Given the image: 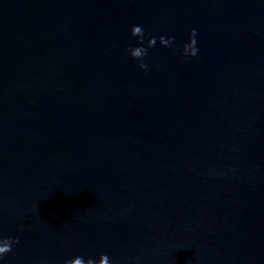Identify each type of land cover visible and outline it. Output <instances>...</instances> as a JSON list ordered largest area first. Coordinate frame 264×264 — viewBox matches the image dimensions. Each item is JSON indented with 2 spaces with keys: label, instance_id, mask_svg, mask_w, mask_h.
I'll list each match as a JSON object with an SVG mask.
<instances>
[{
  "label": "water",
  "instance_id": "water-1",
  "mask_svg": "<svg viewBox=\"0 0 264 264\" xmlns=\"http://www.w3.org/2000/svg\"><path fill=\"white\" fill-rule=\"evenodd\" d=\"M4 238L0 264H264V0H0Z\"/></svg>",
  "mask_w": 264,
  "mask_h": 264
},
{
  "label": "clouds",
  "instance_id": "clouds-1",
  "mask_svg": "<svg viewBox=\"0 0 264 264\" xmlns=\"http://www.w3.org/2000/svg\"><path fill=\"white\" fill-rule=\"evenodd\" d=\"M196 29H192L189 37V43H187L184 46V55L185 56H196L198 49L196 48ZM131 35L134 37H138L139 41L142 43L144 39V31L141 26L134 25L132 27ZM160 43L164 46H170L172 44V41L174 38L169 37L165 39L163 36L160 38ZM156 43V38L155 37H150L148 40V47H153ZM130 55L132 56L133 59L137 60H143V58L147 55V48L144 47H136L130 49ZM139 67L141 69H144L145 71L147 70V64L145 63H140ZM18 242V241H12L10 238H4L3 240H0V257H2L4 254L8 253L11 251L12 248V243ZM65 264H97L96 261L93 259H88L85 261L83 257H75L72 260L66 261ZM98 264H109V259L108 256L105 254H102L100 256V259L98 261Z\"/></svg>",
  "mask_w": 264,
  "mask_h": 264
}]
</instances>
